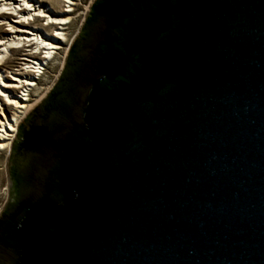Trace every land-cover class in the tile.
Segmentation results:
<instances>
[{"label": "water", "instance_id": "obj_1", "mask_svg": "<svg viewBox=\"0 0 264 264\" xmlns=\"http://www.w3.org/2000/svg\"><path fill=\"white\" fill-rule=\"evenodd\" d=\"M89 9L18 124L0 264H264V0Z\"/></svg>", "mask_w": 264, "mask_h": 264}, {"label": "bare ground", "instance_id": "obj_2", "mask_svg": "<svg viewBox=\"0 0 264 264\" xmlns=\"http://www.w3.org/2000/svg\"><path fill=\"white\" fill-rule=\"evenodd\" d=\"M50 1L58 5L57 10L46 7L52 3ZM76 1L0 0V21H6L0 24V93H3L0 95V151L8 150L19 122L32 108L30 93L44 67L65 42L63 29L70 22ZM25 3L28 9L24 8ZM4 8L7 12L2 10ZM38 21L40 26L36 24ZM4 26L7 29H2ZM19 49L26 52L19 59L24 61L21 68L14 71L4 66ZM8 100L14 103L9 104Z\"/></svg>", "mask_w": 264, "mask_h": 264}, {"label": "rangeland", "instance_id": "obj_3", "mask_svg": "<svg viewBox=\"0 0 264 264\" xmlns=\"http://www.w3.org/2000/svg\"><path fill=\"white\" fill-rule=\"evenodd\" d=\"M91 1L92 0H77L75 2L73 11L70 13V22L65 25L63 29L66 40L63 43L62 48L56 52L53 59L44 67L43 74L39 77V79L36 80L37 85L36 87H34L35 90L33 89L30 93V104H32L33 106L43 97H45V95L50 91L57 78L59 77L64 59L66 57L67 47L69 46L72 38L78 32L82 22L84 21ZM50 2L52 3H50L46 7H52L54 10H57L58 5L54 4L53 1ZM36 24L40 26L41 22L38 21ZM2 29H7V26H4ZM1 36L2 34H0V37ZM25 53L26 52L19 49L14 56L8 58L9 61L4 66L11 68L14 71L18 70L19 68H21L20 64L24 63V61H20L19 59L22 58ZM10 145L8 150L0 151V211L3 209L8 200L7 159L9 155Z\"/></svg>", "mask_w": 264, "mask_h": 264}, {"label": "flooded vegetation", "instance_id": "obj_4", "mask_svg": "<svg viewBox=\"0 0 264 264\" xmlns=\"http://www.w3.org/2000/svg\"><path fill=\"white\" fill-rule=\"evenodd\" d=\"M90 5H91V3H90ZM89 16H90V9H88L87 15L84 18V21L82 22L81 26L82 25H83V27L85 26V23H87L89 21ZM83 34L84 33L82 31H80V28H79L78 32L74 35L69 46L67 47L66 57L64 59V63L62 65V69H61V72L59 74V77L57 78V80L59 79L61 81V83L59 85L60 88L62 86L64 88H66V90H67V89H70L72 87V84L70 83L69 77L72 73H74V71L76 70L77 67L74 64H72V62H73L72 58L69 57L68 53H69V49H70L74 39L77 36H80V35L82 36ZM26 114H25V116H26ZM16 131L17 132H16V134H14L13 140H11L12 143H11L10 148H13V144H15L18 140L21 139V137H20L21 132L17 129H16ZM10 155H13L12 150H9L8 157ZM33 169H34L33 162L30 161L20 170H15V171L10 173V178L7 179L8 180V203H7L6 207L4 208V210L0 213V215H6L7 213L13 211L18 206V204L24 199L25 185H26V183H28L29 179L32 177Z\"/></svg>", "mask_w": 264, "mask_h": 264}, {"label": "snow or ice", "instance_id": "obj_5", "mask_svg": "<svg viewBox=\"0 0 264 264\" xmlns=\"http://www.w3.org/2000/svg\"><path fill=\"white\" fill-rule=\"evenodd\" d=\"M24 8L25 9H28L29 8V5L27 4V3H25L24 4ZM4 12H7V9L6 8H4V9H2ZM24 19L25 20H27V19H30V17H24ZM6 21H0V24H2V23H5ZM5 87H8V85H5ZM0 95H3V93H0ZM5 99L7 100V97H5ZM9 104H13L14 103V101L13 100H8L7 101ZM0 130H2V127H0Z\"/></svg>", "mask_w": 264, "mask_h": 264}]
</instances>
